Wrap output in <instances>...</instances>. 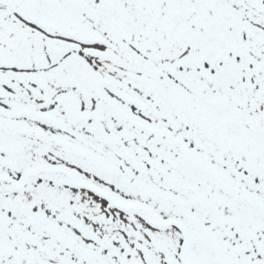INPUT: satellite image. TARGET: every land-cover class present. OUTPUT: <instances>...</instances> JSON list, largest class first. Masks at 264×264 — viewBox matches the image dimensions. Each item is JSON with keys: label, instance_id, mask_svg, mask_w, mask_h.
I'll return each instance as SVG.
<instances>
[{"label": "snow or ice", "instance_id": "snow-or-ice-1", "mask_svg": "<svg viewBox=\"0 0 264 264\" xmlns=\"http://www.w3.org/2000/svg\"><path fill=\"white\" fill-rule=\"evenodd\" d=\"M0 264H264V0H0Z\"/></svg>", "mask_w": 264, "mask_h": 264}]
</instances>
